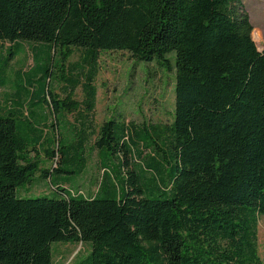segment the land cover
<instances>
[{
    "label": "trees",
    "instance_id": "trees-1",
    "mask_svg": "<svg viewBox=\"0 0 264 264\" xmlns=\"http://www.w3.org/2000/svg\"><path fill=\"white\" fill-rule=\"evenodd\" d=\"M253 31L244 0H0V41L32 43L34 63L0 107V264H55L59 242L91 248L75 264H262L264 49ZM104 51L175 72L170 124L124 113L97 127ZM30 148L59 165L42 169ZM92 150L96 193L53 182L85 174ZM39 173L53 195L20 198Z\"/></svg>",
    "mask_w": 264,
    "mask_h": 264
},
{
    "label": "rangeland",
    "instance_id": "rangeland-1",
    "mask_svg": "<svg viewBox=\"0 0 264 264\" xmlns=\"http://www.w3.org/2000/svg\"><path fill=\"white\" fill-rule=\"evenodd\" d=\"M244 4L254 27L253 40L258 49L263 51L264 0H244ZM32 47L33 45L30 42L11 44L0 41V76L6 73V78L10 84L9 87L0 89V107L6 106V103L12 104L17 87L26 86L24 75L34 65L31 54ZM78 55L77 51H74L69 61H76ZM169 57L175 58V53ZM99 67L100 71L95 83L98 90L95 116L97 127L102 126L112 118H119L124 113L129 122L139 126H165L174 120L176 103L175 72L172 73L167 68H161L156 62L137 64L125 52H102ZM53 85H55L54 89H56L57 95L64 97L55 81ZM73 97L79 102L83 100L81 88L75 91ZM36 111L46 113L47 117H50L48 123H51V113H54L52 107L43 104L37 107ZM74 117L75 115H69L68 119L73 122ZM65 132L67 131L65 130ZM48 133L49 137L54 135L51 125ZM30 151V156L35 160H39L42 169L51 171L52 167L59 165V158H57V162L48 160L43 149L38 148L34 151L30 148ZM90 153L89 167L85 174L79 177L68 174H54L53 182H60L59 178L74 177L77 179L73 183H65L63 185L64 189L86 196L96 193L101 170L96 150H92ZM40 174H37L30 184L17 188V195L20 198H39L53 195L54 191L50 181L40 178ZM258 245L262 264H264V216L259 222ZM90 251L91 248L88 245L66 242L52 244L55 264H75L86 258Z\"/></svg>",
    "mask_w": 264,
    "mask_h": 264
}]
</instances>
